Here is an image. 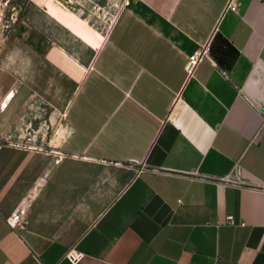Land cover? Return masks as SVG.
<instances>
[{
    "label": "crops",
    "instance_id": "crops-1",
    "mask_svg": "<svg viewBox=\"0 0 264 264\" xmlns=\"http://www.w3.org/2000/svg\"><path fill=\"white\" fill-rule=\"evenodd\" d=\"M227 2L123 0L102 37L46 0L93 43L87 65L35 2L2 36L1 135L29 133L47 78L75 90L54 143L0 149V264H72V247L76 264H264V0ZM30 192L18 235L5 217Z\"/></svg>",
    "mask_w": 264,
    "mask_h": 264
},
{
    "label": "rangeland",
    "instance_id": "rangeland-1",
    "mask_svg": "<svg viewBox=\"0 0 264 264\" xmlns=\"http://www.w3.org/2000/svg\"><path fill=\"white\" fill-rule=\"evenodd\" d=\"M59 6L61 3L67 10L78 16L87 30L93 35L106 36L109 25L114 18L123 0H51ZM37 4V15L42 18V28L46 35L71 53L80 63L87 65L92 59L96 48L93 43L73 31L65 22L47 12L46 0H10L6 6H0V46L2 36L11 32L20 18L24 17L25 10L32 3ZM14 9H13V7ZM57 85V86H56ZM75 84L71 81L56 82L47 78L43 86L36 90L33 103L25 113V124H29L28 134L25 132L19 139L11 130L6 137L11 140L27 142L31 145H47L55 142V132L59 126L61 109L72 96ZM53 116H56L53 119Z\"/></svg>",
    "mask_w": 264,
    "mask_h": 264
},
{
    "label": "built area",
    "instance_id": "built-area-1",
    "mask_svg": "<svg viewBox=\"0 0 264 264\" xmlns=\"http://www.w3.org/2000/svg\"><path fill=\"white\" fill-rule=\"evenodd\" d=\"M10 0H0V6H6L7 3ZM29 2H33L34 0H27ZM13 7V6H12ZM14 9V7H13ZM236 9V3L235 0H228L227 5L225 7L226 10L235 11ZM116 16V14H115ZM112 19L110 26L112 25L114 19ZM207 54V47L205 45H202L197 50H195L191 55L188 56V66H187V75L188 78L193 76L195 73V70L197 68V65L206 57ZM8 144H12L16 147L19 146H26L27 148H33L31 147V144L27 142L23 143L22 141L17 140H11L9 137L3 136L0 134V149ZM225 182L228 183H235L233 180L225 179ZM37 187V186H36ZM34 199V193H27L21 201L18 203V205L10 211V213L5 217V222L8 225V227L14 231L16 234L22 233L28 224V211L32 205ZM226 222L232 221L233 216L227 215L225 217ZM83 253L76 250L75 248H70L64 255V258L67 259L70 263L76 264L80 259L83 257ZM37 264H43L37 257H35Z\"/></svg>",
    "mask_w": 264,
    "mask_h": 264
}]
</instances>
